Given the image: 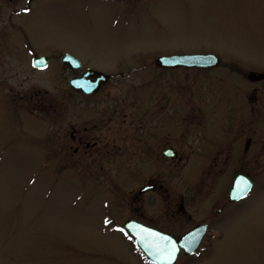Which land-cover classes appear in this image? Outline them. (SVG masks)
I'll return each mask as SVG.
<instances>
[{
  "label": "rangeland",
  "instance_id": "1",
  "mask_svg": "<svg viewBox=\"0 0 264 264\" xmlns=\"http://www.w3.org/2000/svg\"><path fill=\"white\" fill-rule=\"evenodd\" d=\"M26 2L0 6L5 14L0 27L9 24V12ZM30 7L27 15L12 18L22 31L10 28L0 34H25L37 51H68L87 67L124 73L111 78L104 95L115 108L123 107L127 136L157 129L159 149L170 144L191 159L202 146L213 147L216 129L237 135L243 130L242 122L230 119L216 128L215 105L218 100L226 114L232 104L223 95L231 84L251 86L233 73L264 72V0H33ZM176 53H213L220 64L166 70L156 63L158 56ZM69 75L57 57L43 73L1 79L14 94L28 90L31 97L46 92V98H53L62 93L71 102ZM259 87L264 88V81ZM257 93L262 96L252 103L249 128L255 156L248 170L255 189L217 217L212 248L178 264H264V91ZM91 99L83 101L91 104ZM67 104L60 115H40L42 124L17 112L0 92V264H149L139 259L128 235L113 229L138 213L132 198L140 184L133 182L134 155L56 153L53 143L68 144L69 125L77 120ZM154 104L159 117L151 120ZM29 109L31 116L36 114ZM134 138L127 145L134 146ZM238 169L228 168V181L217 182V207L226 204ZM178 171L175 182L167 183L169 190L179 196L196 194L188 210L198 221L211 208L216 182H179L184 174ZM142 205L146 218L167 225L160 198L155 206Z\"/></svg>",
  "mask_w": 264,
  "mask_h": 264
},
{
  "label": "flooded vegetation",
  "instance_id": "2",
  "mask_svg": "<svg viewBox=\"0 0 264 264\" xmlns=\"http://www.w3.org/2000/svg\"><path fill=\"white\" fill-rule=\"evenodd\" d=\"M32 1L33 0H27L26 6L9 12L6 18L9 24H5V26L1 25L0 32H9L10 28L15 30V32L22 31L21 26L12 24V18L15 14L16 16L19 14L27 15L31 11L30 6ZM12 4L13 0H4V2H0L1 7L5 5L12 6ZM4 17L5 14L0 12V18L4 20ZM19 35L20 36L15 34H0V92L3 93L7 104L15 108L20 114L30 116L32 119L43 124L40 115H60L63 112V107H66L69 102L71 110L75 112V118L77 120L69 125L70 132L68 144L53 143V145H55V152L77 156L133 154V159L138 163L133 171L137 178L135 179L136 181L133 182H138L140 184L133 190L134 195L132 198L139 206L138 213L135 217L129 219H134L143 225L164 232L172 236L176 241H179L183 236L196 229V234L189 237L186 246V248H193L196 242H198L195 249L189 253L186 251V248L181 247L175 264H178L180 261L188 260L189 258H195L199 256L203 250L212 248L217 238V228L215 227L217 226V217L224 213V208L228 204L239 203L248 198L250 194L253 193L256 186V182L248 172V170H250L249 166L254 163L255 156L252 151L253 143L249 128L253 119L254 104L252 103L260 100L259 98L262 96L261 94L258 95L257 92L261 90L264 91V88L259 87V83L264 81V77L261 80H250V73L253 72L252 70L248 72H235L236 74L233 73V78H235V76H240L244 80L250 81L251 86H242L238 88V85H240L239 83L231 84V88L225 91L226 93L223 96L231 100L232 110L229 109L226 111V114H222L221 104L217 100L214 119L217 123L216 128L220 127L221 122H228L230 119V122H235V120H238L237 122H242L244 124L243 130L239 131L240 135H237L236 132L230 134V131L222 134L216 129L213 137V147L202 146L198 149L199 152L193 153L194 156L190 159L189 156L181 157L178 148L170 144H166L159 149L157 129L150 132L137 131L132 134L135 136H127L124 125L125 114L122 116L120 115L123 112V107L118 106L115 108V105H113L114 101L112 100V103L109 102L104 95L106 91L105 87L110 83L111 78H123L125 77L124 73L121 71L112 73L95 70L85 66L82 62L79 67H71L67 62L63 61L65 55L76 57L70 52H40L34 49L32 41L27 35ZM37 57H46L47 67L41 68L35 65L34 59ZM57 57L61 58L65 68L70 72L66 85L69 89V94L74 98L73 100L71 99V102L65 99L66 96H62V93H59L57 97L53 98H46V92H44L42 96L37 92L31 97L28 90H26V92L14 94L9 84L4 82V79H1L2 76L12 73L15 75L29 74V72L32 71L36 74L43 73L53 67ZM97 73H105L108 76L106 82H101L96 85L97 89L95 92L88 94L78 89V80L83 79L82 82L86 84L87 80H96L98 76ZM252 77L255 78V76ZM71 80L76 82L71 84ZM35 96H37V98H35ZM1 98L3 99V97ZM89 98L95 100L92 101L91 104H88V101H83ZM261 102L262 108L264 109V98L263 100L261 99ZM29 107H32V110L36 113L35 115L31 116ZM84 113H90V115H84ZM158 117L157 105L154 104L151 109L150 118L151 120H156ZM116 118L119 120L118 122H116ZM187 118L188 116L185 117V120L190 119ZM191 119L194 120L193 122H199L197 117ZM129 137H135V141H133L134 146L127 145ZM59 139H61V137H59ZM263 148L264 147H262V151L260 152L262 154ZM166 149L173 150L174 156H167L165 154ZM158 151L160 153V158L158 157ZM255 160L258 161V159ZM176 161L181 162V165L175 163ZM120 165H122L121 161ZM228 168L229 170H236L239 168L235 175L239 173L247 175L252 181V187L245 197L237 201H230L229 193H227L225 197L226 204L217 207L218 202L221 201V196H217V182L228 181L229 172L225 174ZM178 170L183 171L182 173L184 174V177L179 180V182H202L203 186L205 184L204 182H216V196H214L211 201V208L210 210L208 208L204 217L198 221L194 213L188 210L189 205L191 206L193 203H190V199L192 197L196 200V194L190 196L184 194L179 196L172 194L169 190V185L167 183L175 182L173 180V175L175 172H179ZM234 177L231 182H233ZM200 189L199 187L193 190V192H199ZM158 198L165 204L164 215L162 217H164V221L167 223L166 226L157 223L153 218H146L141 210L145 207L142 205V202H145V205L150 203L152 207L155 206ZM202 227H205V229L203 230ZM135 251L141 257H139L140 260L143 259L144 262L153 264L143 255L136 245Z\"/></svg>",
  "mask_w": 264,
  "mask_h": 264
},
{
  "label": "water",
  "instance_id": "3",
  "mask_svg": "<svg viewBox=\"0 0 264 264\" xmlns=\"http://www.w3.org/2000/svg\"><path fill=\"white\" fill-rule=\"evenodd\" d=\"M158 62L161 66L172 68V67H197V68H210L214 67L219 63V59L214 54H182V55H167L158 58ZM255 75V74H253ZM263 77L262 74L257 76V78ZM256 79V78H254ZM105 81V80H103ZM172 157L173 155H169ZM244 177V176H243ZM239 176L237 177V179ZM234 182V186L231 190V193H234L236 196L231 197L230 199H234L235 197H241L244 195L249 186L241 187L238 179ZM247 179V178H246ZM248 182V181H246ZM128 230L137 237V241L140 243L143 250L150 256L152 259L158 261L159 263H172L177 254V248L170 246L173 243V240L169 237L161 235L159 233H150L151 231H146L145 229H139L132 222L126 224ZM148 234V235H147ZM142 236H148L150 238L149 243L147 244L146 240L142 238ZM177 247V245L175 244Z\"/></svg>",
  "mask_w": 264,
  "mask_h": 264
}]
</instances>
